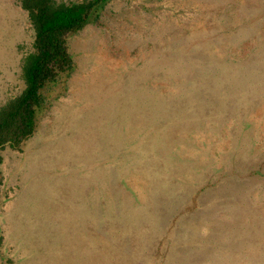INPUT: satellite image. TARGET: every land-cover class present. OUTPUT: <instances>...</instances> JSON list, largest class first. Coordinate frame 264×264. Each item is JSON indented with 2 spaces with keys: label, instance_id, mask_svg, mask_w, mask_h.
Listing matches in <instances>:
<instances>
[{
  "label": "rangeland",
  "instance_id": "rangeland-1",
  "mask_svg": "<svg viewBox=\"0 0 264 264\" xmlns=\"http://www.w3.org/2000/svg\"><path fill=\"white\" fill-rule=\"evenodd\" d=\"M98 6L0 150V264H264V0ZM33 40L0 0V106Z\"/></svg>",
  "mask_w": 264,
  "mask_h": 264
},
{
  "label": "trees",
  "instance_id": "trees-1",
  "mask_svg": "<svg viewBox=\"0 0 264 264\" xmlns=\"http://www.w3.org/2000/svg\"><path fill=\"white\" fill-rule=\"evenodd\" d=\"M105 1L20 0L34 31L33 51L23 60L22 91L0 106V150L19 148L34 133L38 112L45 101L43 89L72 68L68 35L89 22L94 10ZM1 184L0 172V187Z\"/></svg>",
  "mask_w": 264,
  "mask_h": 264
}]
</instances>
